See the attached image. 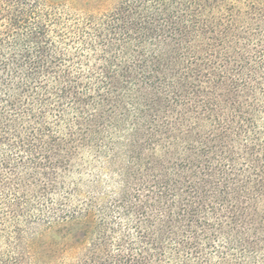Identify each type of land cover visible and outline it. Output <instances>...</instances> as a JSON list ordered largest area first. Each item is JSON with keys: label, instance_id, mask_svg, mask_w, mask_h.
<instances>
[{"label": "trees", "instance_id": "obj_1", "mask_svg": "<svg viewBox=\"0 0 264 264\" xmlns=\"http://www.w3.org/2000/svg\"><path fill=\"white\" fill-rule=\"evenodd\" d=\"M166 5L88 92L79 12L0 0V264H264V23L229 55ZM90 148L150 189L97 202Z\"/></svg>", "mask_w": 264, "mask_h": 264}, {"label": "rangeland", "instance_id": "obj_2", "mask_svg": "<svg viewBox=\"0 0 264 264\" xmlns=\"http://www.w3.org/2000/svg\"><path fill=\"white\" fill-rule=\"evenodd\" d=\"M59 1L68 4L72 11L79 12L78 15H81L80 22L86 20L85 22L88 23V27H81L82 31L77 32V35L83 39L76 43L73 48L79 52L77 59L73 60L81 64L80 68L84 71V76H87L89 84L91 80L88 92H90V86L94 87L96 84V80L93 78L102 79V70L106 63L113 59L112 56H117L122 50L131 56L135 43L143 40V34L145 33L138 22L139 19L146 18L148 20L149 17L155 21L158 19V15L152 16L150 13L154 11V7L160 8L167 4L166 12L159 16V20L163 19L165 21L164 16H167L169 20L171 18L175 21L183 16L184 12L188 13L187 18H192L191 15L197 18L198 23L195 25V29H197L198 35L189 38L188 34L185 39H182L183 44L187 41L205 48L210 39L215 38L213 44L219 45V47H216L218 51H223L227 45L229 55H234L237 51H240L244 38L256 44L254 29L264 23V0H212V5L208 6L207 10L204 5L202 8L200 0H189L182 7L174 4L176 0ZM146 10H148L147 15L140 17L141 11ZM117 26L121 29H118ZM223 29H225L226 36H224ZM176 30H173L174 33L172 34L167 33V36L171 37L172 35L174 36L172 38H179ZM221 31L222 34H220ZM227 36L228 38L225 40ZM137 64L138 62H135L132 65ZM99 85L103 87L102 83H99ZM91 92L96 93V90ZM0 125L2 124L0 123ZM69 127L71 126H66V128ZM80 129L85 132L84 128ZM19 154L25 157V154ZM108 158L109 156L103 158L95 156V149L90 148L85 150L84 160H82L84 164H81V166L85 177L88 178L91 175L98 180L96 184L89 182L82 189L85 192L88 190L98 191L96 195L97 202H101L104 196L107 199L121 196V191L130 187H138V189L141 188L144 191L150 189L148 184L141 187V184L139 185L137 182L127 181L124 175L117 172L116 165L113 162H107ZM126 192L134 193L132 189Z\"/></svg>", "mask_w": 264, "mask_h": 264}]
</instances>
